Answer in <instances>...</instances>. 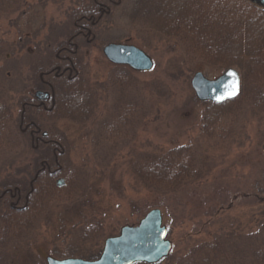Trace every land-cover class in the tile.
<instances>
[{
    "label": "rangeland",
    "instance_id": "obj_1",
    "mask_svg": "<svg viewBox=\"0 0 264 264\" xmlns=\"http://www.w3.org/2000/svg\"><path fill=\"white\" fill-rule=\"evenodd\" d=\"M78 1L25 0L19 10L0 13V91L13 111L9 126L20 133L13 138L0 130V182L32 170L31 160L40 149L25 138L18 122L20 98L34 96L37 85L30 54L46 55L48 39H66L68 14ZM134 7L133 0H123L83 43V71L97 94L94 117L86 122L40 117L47 128L67 133L73 179L30 228L5 239L0 229V264H48V255L65 258L74 250L96 258L107 236L138 223L153 207L162 209L173 244L159 264L184 259L218 231L242 239L238 244L247 241L241 233L264 232V111L235 103L223 115L222 135L212 128L206 134L205 105L191 79L198 70L210 78L220 75L227 67L212 61L223 50L206 56L203 48L194 52L177 36L149 31ZM112 41L140 46L153 58V68L131 67L133 78L116 85L111 78L116 63L103 51ZM64 81L63 98L75 90L64 87ZM178 144L191 145L203 164V177L174 190L143 186L132 172L140 153ZM94 219L98 231L93 224L79 230Z\"/></svg>",
    "mask_w": 264,
    "mask_h": 264
},
{
    "label": "trees",
    "instance_id": "obj_2",
    "mask_svg": "<svg viewBox=\"0 0 264 264\" xmlns=\"http://www.w3.org/2000/svg\"><path fill=\"white\" fill-rule=\"evenodd\" d=\"M24 1L0 0V13L19 10ZM122 1L79 0L77 6L71 7L68 14L70 17L68 24L70 25L66 39H48L46 55L35 54L34 56L30 54L33 81L37 85L40 84L42 72L51 78L56 101L51 111L42 108L38 111L32 108H27L24 112L21 110L18 121L34 119L37 125L45 126L40 117H68L81 122H86L94 117L97 94L87 79L86 71H83V42L87 37L91 38L95 34L100 20L107 13L112 12L114 7ZM133 1L135 3L134 12L143 19L149 31L177 36L192 47L194 52L195 48H203L206 56L214 51L212 56L216 57L218 56L216 51L222 49L221 57L218 56L214 61L211 58L209 60L218 62L224 68L235 65L239 69L242 89L238 97L220 103L212 100L202 101L205 105L202 129L206 134L212 128V130L210 129L212 133L217 130V134L222 135V130L218 131V128L223 127V115L230 113L227 108L232 107L235 103L239 107L246 104L264 111L263 6L252 0ZM59 54L70 55V57L60 61ZM59 63L62 68L71 65V63L74 67L68 66L64 71L65 76H57L54 72ZM132 70L129 66L116 64L111 75L113 83L121 86L127 79L131 80L134 75ZM65 79L67 80L64 81ZM63 81L64 87H75V90L70 94V90L68 91L65 98L60 91ZM108 89L107 86L104 87V90ZM4 93L2 90L0 91V130L7 135L14 134L12 135L14 138L20 133L16 134V131L9 126L13 111L4 98ZM28 98L27 95L20 98L22 107ZM22 114L28 117H22ZM22 134H25V138L32 144L33 136L28 132ZM59 141H62L63 144L57 143L55 146L53 141L50 144L49 142H40V150L34 154L35 156L31 160V162L33 161L32 170L25 176L16 179L6 178L0 182L1 239L10 238L9 235L19 234L23 229L30 228L36 217L55 198H61L64 189L73 179L71 171L74 166L68 156L69 144L64 139H59ZM60 147H65L64 153L59 151ZM56 152L59 153L60 164L54 162ZM44 158L49 159L52 165L51 167L47 166L48 169L38 172L43 168L40 162ZM132 172L145 187L174 190L185 183L202 178L205 170L191 145L178 144L158 152H141L139 161L132 166ZM61 175L66 179V184L62 186L57 183V176ZM32 185L36 186V189L32 196H26L31 193ZM12 199H18L19 205L11 203ZM92 224L98 231L100 224L95 219L86 222L79 230ZM263 234L262 231L251 234L241 233L239 235L247 237V241L238 244L242 239L235 241L231 233L218 231L212 240L198 244L196 248L192 249L190 255L175 261L174 264H264ZM234 236L239 237L235 234ZM0 246L2 245L0 244ZM3 252L4 250L0 248V255H3ZM57 254L61 256V254ZM68 255L82 254L74 250L62 256ZM136 264L150 263L138 262Z\"/></svg>",
    "mask_w": 264,
    "mask_h": 264
},
{
    "label": "water",
    "instance_id": "obj_3",
    "mask_svg": "<svg viewBox=\"0 0 264 264\" xmlns=\"http://www.w3.org/2000/svg\"><path fill=\"white\" fill-rule=\"evenodd\" d=\"M264 7V0H252ZM105 55L114 63L128 64L137 70H149L154 60L140 46L128 42H109L103 47ZM235 73V75H232ZM200 100L223 102L237 97L241 92V75L236 67L230 66L215 78L207 77L198 70L191 79ZM41 91H38L40 93ZM235 93L231 95V93ZM48 96L45 92L44 97ZM164 223L163 211L153 207L136 224H125L116 235L105 239L102 253L94 259L83 257L57 258L47 256L48 264H135L157 263L172 250Z\"/></svg>",
    "mask_w": 264,
    "mask_h": 264
},
{
    "label": "flooded vegetation",
    "instance_id": "obj_4",
    "mask_svg": "<svg viewBox=\"0 0 264 264\" xmlns=\"http://www.w3.org/2000/svg\"><path fill=\"white\" fill-rule=\"evenodd\" d=\"M91 38H86L85 42L83 43H86L87 40H89ZM71 42V41H70ZM59 56L61 57L60 61H63L66 59V57H70V55H66V54H59ZM57 68H56V71L54 72L55 75L57 76H65V70L67 69V67L69 66H72L74 67V65L71 63V65H68V66H65V67H61V63L57 64L56 65ZM71 67V68H72ZM44 72H42V76H41V81H40V84L36 85V86H33L34 89H32V91L34 92V96H30V95H27L29 98L28 100L26 99L23 103V107L20 105L19 109L20 111L22 110L23 112L28 108H32V109H37V111L39 109H45L46 111H51L53 109V105L55 104V90H54V87H53V83L51 81V78L47 77L46 74H43ZM38 91H41L40 93H38ZM45 92L48 93V96L44 97V94ZM20 115V114H19ZM22 117H28V116H24L22 114ZM51 117V116H50ZM23 133H29L33 136V142H32V146L34 148H38L39 149V146H40V142H50L53 141L54 142V145L57 146V143H61V145L63 144L62 141H59V139H64L67 141V143L69 144V139L67 137V133L65 131H63V129H60V128H57V127H50V128H47L46 126H39L37 125V123L35 122L34 119H31V120H24L22 119L21 121H18ZM59 151L63 152L65 150V147H60L58 148ZM55 160L54 162L56 164H60V156L58 152L55 153ZM41 165H42V169H39L38 172L40 170H43V169H48L46 168L47 166L51 167V161L47 158H44L41 160ZM50 170V168H49ZM37 172V173H38ZM57 183L59 185H65L66 184V179L61 175V176H57ZM36 186L32 185V189H31V193L29 194H26V196H32L34 190L36 189L35 188ZM13 195V194H12ZM11 203L13 204H16V205H19V200H11ZM100 254L96 257H99ZM64 257H84L83 255H68V256H64Z\"/></svg>",
    "mask_w": 264,
    "mask_h": 264
},
{
    "label": "snow or ice",
    "instance_id": "obj_5",
    "mask_svg": "<svg viewBox=\"0 0 264 264\" xmlns=\"http://www.w3.org/2000/svg\"><path fill=\"white\" fill-rule=\"evenodd\" d=\"M232 75H235V73H232ZM235 93L233 92V93H231V95H234Z\"/></svg>",
    "mask_w": 264,
    "mask_h": 264
}]
</instances>
